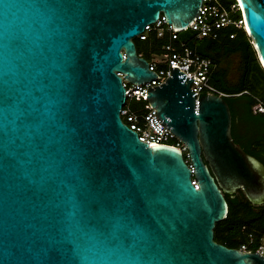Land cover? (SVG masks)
I'll return each mask as SVG.
<instances>
[{"label": "water", "instance_id": "water-1", "mask_svg": "<svg viewBox=\"0 0 264 264\" xmlns=\"http://www.w3.org/2000/svg\"><path fill=\"white\" fill-rule=\"evenodd\" d=\"M202 1L0 0V264H264L214 240L225 195L264 204L225 99L196 106L176 66L146 93L186 154L120 116L123 80L157 77L134 39L160 15L184 31ZM236 2L264 68V0Z\"/></svg>", "mask_w": 264, "mask_h": 264}, {"label": "built area", "instance_id": "built-area-1", "mask_svg": "<svg viewBox=\"0 0 264 264\" xmlns=\"http://www.w3.org/2000/svg\"><path fill=\"white\" fill-rule=\"evenodd\" d=\"M228 29H232V32L228 34L229 39H234L238 31H244L249 36L241 7L236 0L228 6H224L220 0H203L197 16L184 31H174L160 15L154 24L146 25L144 32L137 36L138 39L144 40L150 32L155 31L159 37L165 32L170 37V42L163 47L162 54L149 62V70L157 74L154 80L144 84H130L123 80L126 101L120 116L129 129L138 135L141 142L147 143L148 146L161 144L178 147L186 154V148L181 141L156 118V111L147 103L146 93L168 79L172 66H176L186 75L185 81L193 77L190 89L195 94L196 106L202 95L227 96L210 84L213 71L211 60L198 55L194 49L187 46L186 42L180 41L174 45L173 41L178 39L180 33L187 31L191 32L195 39H217ZM255 100L253 112L263 113V103L257 98ZM132 101H143L145 105L135 110L131 106ZM185 159L187 160V157ZM242 231L245 232V240L237 249L242 252L257 251L264 256V234L248 232L245 227H242Z\"/></svg>", "mask_w": 264, "mask_h": 264}, {"label": "trees", "instance_id": "trees-1", "mask_svg": "<svg viewBox=\"0 0 264 264\" xmlns=\"http://www.w3.org/2000/svg\"><path fill=\"white\" fill-rule=\"evenodd\" d=\"M235 0H220L224 6H228ZM232 29L222 32L217 39H195L194 35L187 31L179 34L173 44L176 45L180 41L187 43V46L194 49L201 57L210 59L212 64L217 60L215 55L223 51L243 49L244 71L241 78L240 86L236 89H228L223 86L219 78V74L212 71L210 84L218 91L226 94L223 97L231 110L232 127L231 134L234 141L248 154L257 158L262 162L264 157V141L256 138L254 142L243 141L236 135L234 127L236 124L237 113L233 106L237 100L243 102L242 107L245 109V122L256 130L264 131V112L254 113L252 108L257 98L264 105V68L258 60L255 48L251 44L252 39L244 31H238L234 39H229L228 34ZM170 42V37L165 32L161 37L152 31L144 40L134 39L139 56L151 62L163 52V47ZM145 102L132 101L131 106L137 110L142 108ZM258 135V134H257ZM259 136V135H258ZM263 163V162H262ZM228 204V213L226 218L215 224L214 240L228 248H239L240 244L245 240V227L248 232H255L257 235L264 234V206H253L244 196L243 193L238 196L225 195ZM259 208L257 211L254 208Z\"/></svg>", "mask_w": 264, "mask_h": 264}, {"label": "rangeland", "instance_id": "rangeland-1", "mask_svg": "<svg viewBox=\"0 0 264 264\" xmlns=\"http://www.w3.org/2000/svg\"><path fill=\"white\" fill-rule=\"evenodd\" d=\"M251 44L253 45V41H251ZM243 56V49L233 50L227 53L220 51V53L215 55L217 60L213 63V69L219 74V78L224 87L236 89L240 86L244 71ZM258 209V207L254 208L255 211Z\"/></svg>", "mask_w": 264, "mask_h": 264}, {"label": "flooded vegetation", "instance_id": "flooded-vegetation-1", "mask_svg": "<svg viewBox=\"0 0 264 264\" xmlns=\"http://www.w3.org/2000/svg\"><path fill=\"white\" fill-rule=\"evenodd\" d=\"M243 102L240 100H237L236 103H234V107L237 113V120L234 130L236 135H238L243 141L247 142H254L256 138L261 139V136L263 137L264 141V131L262 130H256L254 127H251L249 124L245 122V113H244V108L242 107ZM231 112V110H230ZM232 118V116H231ZM232 127V126H231ZM259 136H258V135ZM262 162L264 164V157L262 156ZM242 191L238 190L233 196H238L241 195ZM264 206V204H263Z\"/></svg>", "mask_w": 264, "mask_h": 264}, {"label": "bare ground", "instance_id": "bare-ground-1", "mask_svg": "<svg viewBox=\"0 0 264 264\" xmlns=\"http://www.w3.org/2000/svg\"><path fill=\"white\" fill-rule=\"evenodd\" d=\"M245 28H246V25H245Z\"/></svg>", "mask_w": 264, "mask_h": 264}]
</instances>
